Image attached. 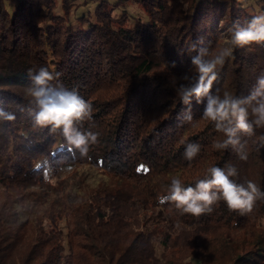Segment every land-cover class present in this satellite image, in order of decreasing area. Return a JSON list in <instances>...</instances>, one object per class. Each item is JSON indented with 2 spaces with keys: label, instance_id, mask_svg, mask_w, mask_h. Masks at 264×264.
<instances>
[{
  "label": "trees",
  "instance_id": "1",
  "mask_svg": "<svg viewBox=\"0 0 264 264\" xmlns=\"http://www.w3.org/2000/svg\"><path fill=\"white\" fill-rule=\"evenodd\" d=\"M86 3L72 10L73 0H0V107L16 117L0 121V192L44 182L43 158L52 166L91 164L118 183L79 205L69 203V196L52 198L50 208L39 212L31 206L24 218L12 205L18 195L0 205V264H160L155 242L170 249L176 238L170 227L177 234L190 231L194 239L216 224L253 232L245 244L222 239V264H264V199L245 215L229 211L222 200L200 216L159 202L173 177L194 186L212 166L233 165L238 175L232 179L251 180L264 191V128L239 134L247 152L241 160L231 146L213 147L225 137L202 118L204 102L184 105L176 93L185 83L180 78L194 74L191 58L201 48L230 46L233 25L246 26L264 14V0H97L93 15L71 18ZM134 4L142 14L129 12ZM40 67L56 77L54 85L76 90L91 103V120L77 125L99 133L86 155L29 115L35 109L26 95L29 70ZM261 73L264 42L235 47L212 93L246 97ZM189 108L191 121L184 119ZM188 143L200 144L191 161L183 156ZM33 195L40 201L41 195ZM59 219L70 220L65 236ZM192 260L203 264L198 256Z\"/></svg>",
  "mask_w": 264,
  "mask_h": 264
},
{
  "label": "clouds",
  "instance_id": "2",
  "mask_svg": "<svg viewBox=\"0 0 264 264\" xmlns=\"http://www.w3.org/2000/svg\"><path fill=\"white\" fill-rule=\"evenodd\" d=\"M230 31V46L213 52L201 48L191 58L194 74H185L180 78L185 83L176 87V93L184 105H191L193 99L197 103L204 102L202 118L213 122L217 132L225 137L214 141L213 147L221 150L231 146L241 160H246V141L241 142L239 134L251 136L254 128H264V73L257 77L255 87L246 97L229 92H224L223 95L213 94L212 85L218 78V70L232 57L235 47L264 42V14L253 16L243 27L236 23ZM29 79L31 83L26 88V95L31 97L30 103L35 105V109H28L34 124L50 127L52 132L59 131L69 145L78 149L81 155H86L90 145L98 142L99 133L81 131L77 125L91 120V103L76 90L70 91L62 85H54L52 81L56 77L46 67L35 71L30 69ZM15 118L13 113L0 107V121H13ZM184 119L192 120L190 108ZM259 139L264 143V136ZM199 151V143H188L183 156L191 161ZM208 173L205 178L198 179L194 186H185L180 178L173 177L167 186V194L159 197L160 204L174 202L182 214L200 216L212 212V205L222 200L229 211L245 215L252 212L258 199H264V191L253 181L248 180L246 184H242L232 179L238 175V170L233 165L226 168L212 166Z\"/></svg>",
  "mask_w": 264,
  "mask_h": 264
},
{
  "label": "rangeland",
  "instance_id": "3",
  "mask_svg": "<svg viewBox=\"0 0 264 264\" xmlns=\"http://www.w3.org/2000/svg\"><path fill=\"white\" fill-rule=\"evenodd\" d=\"M81 1L73 0L72 10L75 4ZM96 3L97 0H87L86 4L79 5L72 12L71 18L80 16L82 13L88 14L89 12L93 15V9ZM128 10L135 15L142 14L144 11L142 6L135 4L129 7ZM42 161L45 162L43 174L46 179L44 182L20 191L0 192V205L4 206L5 203L9 204L14 199V196L18 195L19 201L12 205L18 209L21 218H24L29 215L28 210L31 206L39 212L50 208L49 202L52 198L58 197L63 199L69 196V199H71L69 203L79 205L84 200H87V197L91 193L118 183L115 177H112V175L91 164L70 163L52 166L47 158H43ZM27 192L33 193L36 196L41 195L39 198L40 201L33 200L35 198L33 194L30 195V200L28 195H26L28 194ZM43 194L48 199L47 201L43 198ZM156 210L158 211V209ZM59 220L60 226H63L62 229L65 236L67 227L70 226V220ZM260 223V225L264 226V219L260 220ZM44 225L47 228L49 227L48 220L44 219ZM209 231L208 233H201L192 239L189 238L190 231H182L177 234V230L170 227V232L174 236L176 235L174 244L170 249L166 250L160 241L157 240L155 242V255L159 258L160 264H189L193 262V256H198L202 259L203 264H222L227 259L222 250V239L226 235L233 240L231 244L237 243L235 245H239L242 242L245 244L253 238V232L248 228L241 230L228 229L226 225L216 224L211 226Z\"/></svg>",
  "mask_w": 264,
  "mask_h": 264
}]
</instances>
